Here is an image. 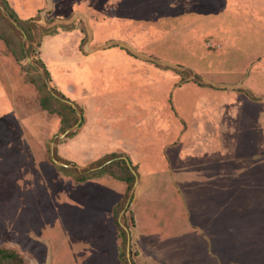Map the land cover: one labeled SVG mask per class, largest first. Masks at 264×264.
Returning a JSON list of instances; mask_svg holds the SVG:
<instances>
[{
    "label": "rangeland",
    "instance_id": "374dc122",
    "mask_svg": "<svg viewBox=\"0 0 264 264\" xmlns=\"http://www.w3.org/2000/svg\"><path fill=\"white\" fill-rule=\"evenodd\" d=\"M6 1L26 24L0 2V33L33 50L0 39V247L25 264H264V0ZM47 93L82 124L59 133ZM108 154L136 168L129 190L74 179Z\"/></svg>",
    "mask_w": 264,
    "mask_h": 264
},
{
    "label": "trees",
    "instance_id": "16d2710c",
    "mask_svg": "<svg viewBox=\"0 0 264 264\" xmlns=\"http://www.w3.org/2000/svg\"><path fill=\"white\" fill-rule=\"evenodd\" d=\"M1 5L4 9H7L12 16H14V20L17 21V25L19 28L24 27L26 24V20H19L16 18L14 12L9 8L8 3L6 0H0ZM40 29L43 31L42 35L49 34L47 32V29L40 27ZM47 32V33H46ZM26 41L29 42V40H32L30 37L29 32H26ZM0 39L4 41V44L10 49V50H18L21 54V57H28L29 53L32 52V45L28 44L27 48L24 49V42L21 40H17L16 43L11 42L8 40L7 37L3 35V33H0ZM37 45H39L37 43ZM40 64L44 68V73L46 75V78H49V74L47 69H45L43 63L40 61ZM60 95V94H59ZM62 97V101H60L57 98H54L50 93H47L40 97L39 104L40 106L46 110L48 113H56L60 117V127L58 132L59 133H66L69 129H71L74 126H80L83 121L82 116V109L78 107L75 103L70 101L68 98ZM59 105L60 109L56 108V106ZM72 132H69L67 136H71ZM111 165H115L118 170L120 171V175H115L109 167ZM66 174L71 175L70 173L74 172V170H70L69 168H63L62 169ZM136 168L133 166H130V163L128 160L121 158V159H115L114 154H108L107 156H104L101 159L95 160L89 164L87 168L82 169L81 171H75L73 177L78 182H83L88 179L94 178V177H100L104 174H109L111 176L116 177L117 179L123 181L126 183V190H129L131 186L133 185L135 181V173ZM124 234V233H123ZM0 264H25L22 260V258L19 256L18 253H16L13 250L1 248L0 247Z\"/></svg>",
    "mask_w": 264,
    "mask_h": 264
},
{
    "label": "crops",
    "instance_id": "0c3cea01",
    "mask_svg": "<svg viewBox=\"0 0 264 264\" xmlns=\"http://www.w3.org/2000/svg\"><path fill=\"white\" fill-rule=\"evenodd\" d=\"M52 2H53L52 0H49V5H50V7H52V6H51V3H52Z\"/></svg>",
    "mask_w": 264,
    "mask_h": 264
}]
</instances>
